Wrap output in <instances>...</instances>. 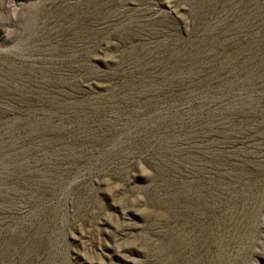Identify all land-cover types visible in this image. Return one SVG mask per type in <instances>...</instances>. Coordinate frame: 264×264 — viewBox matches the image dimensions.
I'll use <instances>...</instances> for the list:
<instances>
[{"label": "rangeland", "instance_id": "1", "mask_svg": "<svg viewBox=\"0 0 264 264\" xmlns=\"http://www.w3.org/2000/svg\"><path fill=\"white\" fill-rule=\"evenodd\" d=\"M0 264H264V0H0Z\"/></svg>", "mask_w": 264, "mask_h": 264}]
</instances>
